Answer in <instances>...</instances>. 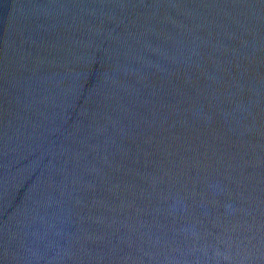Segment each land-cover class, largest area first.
Listing matches in <instances>:
<instances>
[{"label":"water","instance_id":"1","mask_svg":"<svg viewBox=\"0 0 264 264\" xmlns=\"http://www.w3.org/2000/svg\"><path fill=\"white\" fill-rule=\"evenodd\" d=\"M0 264H264V0H0Z\"/></svg>","mask_w":264,"mask_h":264}]
</instances>
